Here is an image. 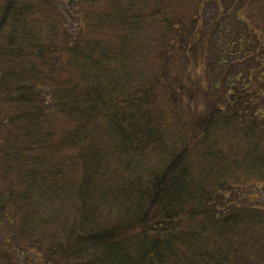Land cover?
<instances>
[{
    "label": "trees",
    "instance_id": "1",
    "mask_svg": "<svg viewBox=\"0 0 264 264\" xmlns=\"http://www.w3.org/2000/svg\"><path fill=\"white\" fill-rule=\"evenodd\" d=\"M77 2L5 0L0 11L4 47L18 51L13 68L0 72V94L8 97L0 105H9L0 113V264H83L98 251L93 264H252L249 252H264L252 235L264 214L217 208L226 163L200 177L214 185L194 183L171 125L186 121L187 133L209 137L240 134L245 162L264 174V43L256 49L242 0ZM201 4L219 12L205 15ZM152 58L159 64L141 73ZM192 84L202 87L199 105L207 100L203 111L195 107L198 118L178 108ZM42 86L46 93H37ZM159 94L178 120L162 111ZM115 158L109 187L89 192V180ZM149 158L158 167L144 182L137 169ZM67 199L82 203L81 216L117 207L128 219L76 234L61 221ZM178 218L181 227L200 228L183 231ZM40 251L45 258L37 260Z\"/></svg>",
    "mask_w": 264,
    "mask_h": 264
},
{
    "label": "rangeland",
    "instance_id": "2",
    "mask_svg": "<svg viewBox=\"0 0 264 264\" xmlns=\"http://www.w3.org/2000/svg\"><path fill=\"white\" fill-rule=\"evenodd\" d=\"M64 1L67 4L69 3V0H64ZM77 3H79L83 7L84 0H78ZM4 4H5V0H0V11L3 8ZM55 4L58 8H64V6L59 2H55ZM240 4H242V7H243V11H242L243 19L251 27V29L249 30V33L251 34V36L256 37L257 41H256L255 46H256V49H259L260 48L259 43H262V44L264 43V39H263L264 0H242ZM80 5L78 6L80 7ZM215 9L216 8H214L211 4L209 5L201 4L200 6V11L203 14L207 15L209 13L210 16L212 17H213L214 12H217V13L219 12L218 9L217 11ZM232 12L235 13L234 11ZM36 13L38 17L41 18L40 14H38L37 9H36ZM68 18L69 17L67 16V21H68ZM189 28L191 27L189 26ZM47 31H48V36H49L51 34L50 30H47ZM8 32H9V28H6L4 33L8 34ZM159 32L158 30L157 31L153 30V32L151 33V36H155ZM55 37H56V42H57L58 39L60 38H58V36H55ZM258 39H259V42H258ZM224 40L227 41L226 38H224ZM0 46L4 47L2 36L0 37ZM6 46L4 48L7 50H4V48L0 49V72H3L4 69L13 68V64H14L13 54L18 52V51H12L9 48H6ZM255 46H254V49H255ZM209 52L210 50L208 51V53ZM146 55L149 58L152 57L153 51L149 52L147 50L144 53V56ZM152 59L153 60L150 59L149 61H145V63H143L139 67L140 69L138 68V70L141 73L142 72L150 73L154 69V66H157L159 64L158 61H155V58H152ZM209 60L210 62L212 61L211 58ZM200 65L201 64H199V66ZM202 65H203V62H202ZM210 67L212 68L211 64H210ZM201 69L202 68L200 66L199 69H197V72L192 74L193 76L192 79L197 78L195 74H197L198 71H201ZM181 74H183V71ZM45 90L46 88L42 86V90L41 89L37 90V93H39V91H41L42 93H46ZM201 90H202L201 86L199 85L195 86L194 84H192V87L190 88L188 98L191 97L190 98L191 100L194 99L191 96L192 95L191 93H194V96L197 97V99L194 100V101H197L195 105L190 99H184L182 102L180 99H178L180 101L178 103V108H180V115L182 117H184L185 109H187L190 113H193L195 118H198V115H196L195 113V107H198L199 109L201 106L202 111L204 110L205 108L204 104H205V101L207 100H205L201 105H199V103L201 102L199 100L205 99L204 96L202 95ZM159 95L161 96V98L158 100H160L161 102L160 104L164 106L162 111L164 113H169L170 115L174 113L173 116H175V111H173L174 108H171V110H168V104L164 102L166 99L163 98L161 94ZM0 102L8 103V97L6 95L0 94ZM8 106L9 105L7 104L0 105V113H2L4 109L8 108ZM176 117L177 115L175 116L174 120L179 119ZM171 125L173 126L174 132L178 135V139L180 138L178 148H181L184 145L187 148L188 157H189L187 161V166H188L187 170L189 171V173L191 172L194 175L193 176L194 183H197L200 181L205 185H214L216 181H212V178L201 179L200 177L202 175L203 177H206L208 171L213 169V167L216 169V168H219V166H221L220 163L221 164L226 163V166H225L226 169L224 170L223 173L221 172L222 174H220L219 176L221 178L220 184H219L220 186L219 188H217L218 190V193L216 195L217 200H215L214 205L216 206L219 205L224 208H226L227 206L236 207L237 211H239L238 208L242 209L246 207V210L248 211H253L254 208H257L260 211H262V213L264 214V174L263 175L260 173L253 174V171L255 170L253 168L251 169V166L247 163L248 161L245 162L243 150L245 149L246 147L245 145L247 142L244 140V138L240 134L239 135L235 134L238 136H236V138L234 137V140H233V137H231L228 134L223 135L222 132H217V133L214 132L215 134H212V136L209 137V136H203L202 132H197V135H195L194 134L195 129L192 134L187 133V130L190 129L192 125L190 123L187 124L186 121L183 122L182 126H179L174 122H172ZM204 138H207V140L203 141ZM221 149L222 151H220ZM119 160L120 159L118 158L112 159L110 163L104 164L100 168L102 170H101V173L99 172L98 176L100 175L101 177L99 176L100 178H91L88 182L89 192L93 193L95 186L98 187V186L103 185L102 187H104L105 189L109 187L108 183L116 176L117 172L119 171V162H120ZM158 162L159 160L155 158L147 159L144 162V164H142L143 167H140L137 169V175H144L145 176V178H143L144 182L148 181L147 178L149 177H147V173L153 170L154 167L157 166ZM106 170H107V175L104 174ZM79 180L77 181V184L79 183ZM129 197L131 199L133 198V201H135L137 196L133 194L132 192L130 193ZM98 200H100L99 197H98ZM67 205L69 206V209H67L69 210V212L68 211L62 212L61 221L64 224L66 223L67 228L68 227L72 228V230L75 229L76 234L77 233L80 234V231L84 229L98 233L99 231H97L96 229L106 230L107 228L106 226L109 224V222L114 223V224H120V223H125L128 219L127 215L120 214V211L117 210V207L115 208L107 207V209L103 212L93 213L89 216L88 215L81 216L79 214L80 213L79 211L82 209V203L80 201L74 200V199H67ZM130 206H133V202L131 203ZM237 214H241V213H237ZM243 215L245 216L247 214L243 213ZM249 220L252 221L251 218H249ZM181 221L182 219L178 218L179 226H180ZM200 224H194V225L187 224L183 227L181 226L180 227L182 228L183 231H191V230L193 231V230H198L200 228ZM54 227L39 229V232L51 233L50 230H52ZM252 230H253L252 235L257 237L258 243L260 242V244H258L256 247H258V249L264 250V222L259 223L258 220H256L253 223ZM122 231H126V228L123 229ZM127 231H128V234L126 236V239L129 241L130 237H134L135 231L131 227L128 228ZM58 234L59 233L57 232L56 235ZM207 234H210V230L207 231ZM61 237H62V234H61ZM128 244L129 246H131L133 244V241L130 240V243L128 242ZM254 250H251L249 252V256L251 258H254V260L252 261V264H264V252L260 255L257 252V250L256 251ZM252 251L257 252V253H251ZM64 252H66V250ZM98 253L100 252L98 251L96 254L91 253L90 256L84 255L81 258V260L83 261V264H93L94 261L97 260ZM37 257H38L37 260L45 258L43 251H40ZM56 257H58V255L57 253H54V258Z\"/></svg>",
    "mask_w": 264,
    "mask_h": 264
}]
</instances>
